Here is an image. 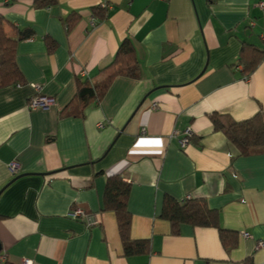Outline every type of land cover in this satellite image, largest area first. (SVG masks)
Listing matches in <instances>:
<instances>
[{"label": "crops", "instance_id": "crops-1", "mask_svg": "<svg viewBox=\"0 0 264 264\" xmlns=\"http://www.w3.org/2000/svg\"><path fill=\"white\" fill-rule=\"evenodd\" d=\"M0 16L10 37L33 32L16 46L23 82L0 88L5 264H264V145L240 154L212 123L264 119V0H0ZM125 39L138 77H115L82 109L79 79L99 82ZM244 45L263 51L248 76ZM33 84L55 104L30 109ZM70 106L82 115H66ZM115 175L130 184V237L147 240L148 254L125 256L115 214L103 210ZM166 196L205 201L233 244L215 227L182 223L174 233L161 217ZM73 207L97 223L69 217Z\"/></svg>", "mask_w": 264, "mask_h": 264}, {"label": "trees", "instance_id": "trees-1", "mask_svg": "<svg viewBox=\"0 0 264 264\" xmlns=\"http://www.w3.org/2000/svg\"><path fill=\"white\" fill-rule=\"evenodd\" d=\"M56 2L57 0H34V3L40 7H47ZM100 13L102 14V11ZM75 17L74 13L69 14L65 20L66 29H70L74 25ZM3 22V18L0 16V88L23 82L15 60L16 46L19 40L33 36L31 30H25L19 33L17 38L10 37L5 32ZM46 43L48 50L51 51L55 48L56 43L53 41L46 39ZM262 56L263 51L251 45L242 47L240 61L246 76L253 72ZM138 71L139 67L132 43L129 39H125L120 44L112 62L102 70L103 76L99 82L91 85L88 78L79 79L74 101L76 100L82 109L90 103H99L115 77L137 78ZM65 114L78 117L82 115V110L72 109L70 106ZM212 123L214 129L222 131L240 154H249L254 148L264 145V119L261 114L241 122L222 115H212ZM129 192L130 184L120 176L108 177L103 195V210L112 211L115 214L124 255H145L150 250L149 242L147 240H132L130 237L131 215L127 208ZM161 217L170 222L174 233L178 232V227L182 223L192 226L215 227L225 246L229 247L234 242L231 239L232 233L219 226L218 212L209 208L203 200L188 198L179 202L166 196Z\"/></svg>", "mask_w": 264, "mask_h": 264}, {"label": "built area", "instance_id": "built-area-1", "mask_svg": "<svg viewBox=\"0 0 264 264\" xmlns=\"http://www.w3.org/2000/svg\"><path fill=\"white\" fill-rule=\"evenodd\" d=\"M4 2H8L9 0H3ZM258 6L263 7V3H258ZM82 75H85V72H81ZM32 87L36 91V94L31 96L29 99L28 107L30 109H46L52 105L55 104V99L53 97L45 96L40 93H38L41 89L39 85L33 84ZM155 106V104L153 105ZM144 132V131H143ZM179 133L177 131H174L171 136H178ZM191 132L189 129L185 130L182 136L179 138L178 143L181 148H185L187 144L190 142ZM10 170L14 173L17 172L19 166L16 161H12L9 165ZM189 197H186L184 199H188ZM183 199V200H184ZM68 216L71 218H83L86 221V224L91 226L93 224L97 223V220L93 217V215L88 214L83 209L79 207H73L70 212L68 213ZM244 237H249L247 233H243ZM261 245V242H259ZM6 263V252L4 250L0 251V264ZM20 264H31V261L28 259H23Z\"/></svg>", "mask_w": 264, "mask_h": 264}, {"label": "water", "instance_id": "water-1", "mask_svg": "<svg viewBox=\"0 0 264 264\" xmlns=\"http://www.w3.org/2000/svg\"><path fill=\"white\" fill-rule=\"evenodd\" d=\"M21 176H23V174L16 176L12 181H14L15 179H17V178H19V177H21ZM12 181H11V182H12ZM1 250H2V245H1V243H0V251H1Z\"/></svg>", "mask_w": 264, "mask_h": 264}]
</instances>
